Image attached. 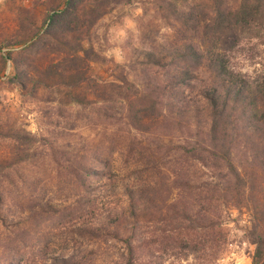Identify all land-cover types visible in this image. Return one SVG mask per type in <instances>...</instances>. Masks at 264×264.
Returning a JSON list of instances; mask_svg holds the SVG:
<instances>
[{
    "label": "rangeland",
    "instance_id": "1",
    "mask_svg": "<svg viewBox=\"0 0 264 264\" xmlns=\"http://www.w3.org/2000/svg\"><path fill=\"white\" fill-rule=\"evenodd\" d=\"M153 1L181 0H86L92 12L79 45L93 54L82 62L45 33L47 15L63 0H0V242L16 245L13 254L0 246V261L56 264L48 257L81 247L95 248L93 264H121L123 243L89 240L79 227L124 205V188L145 177L161 188L132 240L134 264H251L257 247L264 253V187L258 168L244 160L249 154H231L245 181L235 188L226 164L185 154L181 145L192 131L160 119L149 125L137 110L142 105L127 106L132 91L120 79L138 83L135 51L157 47L171 33L163 20L169 11ZM262 25L242 33L228 61L254 85L264 79ZM73 38L58 40L76 45ZM71 65L80 70L76 86L68 84L76 78H67ZM134 118L148 122L134 126ZM144 150L154 174L141 169ZM94 153L101 158H90ZM82 157L93 169L85 176L89 192L68 182ZM47 202L57 211L41 212Z\"/></svg>",
    "mask_w": 264,
    "mask_h": 264
},
{
    "label": "trees",
    "instance_id": "2",
    "mask_svg": "<svg viewBox=\"0 0 264 264\" xmlns=\"http://www.w3.org/2000/svg\"><path fill=\"white\" fill-rule=\"evenodd\" d=\"M86 4V0H63L47 15L49 29L45 31L52 40L62 44L58 46L60 51L66 49L70 56L82 62L90 60L89 56L93 54L90 46L79 45L78 32L92 12L91 8H86ZM153 4L169 11L163 20L171 33L157 47L135 51L137 57L132 65L135 69L138 67L135 74L138 83L125 77L120 79L121 84L132 91L130 95L133 97L127 103L130 111L137 102L140 107L142 105L137 110L147 117L149 125H156L160 119L162 123L176 125L178 130L192 131L186 143L181 145L185 154L195 155L202 161L210 159L226 164L234 176L235 188L243 187L245 181L240 173H236L231 154L238 149L243 150L249 154V158L245 157L244 160L260 171L259 184L264 187V159L260 157L264 145V79L256 85L251 84L228 65L229 54L242 33L258 32L261 24L264 25V0H181L174 4L153 1ZM66 33L74 34L76 45L58 40L60 35ZM7 56L11 59L10 55ZM14 64L17 68V64ZM67 70L72 72L68 73L67 78L76 77L73 83L68 84L76 86L82 80L81 77L77 78L80 70H75V65ZM201 70L206 75H200ZM84 80L87 81V78ZM133 122L134 126L147 124L136 118ZM142 152L145 150L141 151V169L147 175L151 171L154 174L155 161L147 152ZM100 156L94 153L89 157L96 159ZM84 159L82 157L78 161V172L68 182L89 192L85 176L92 175L93 169L85 165ZM248 186L253 188L255 185L251 181ZM160 188L156 179L149 181L148 177L134 187L126 186L124 205L107 211L97 223L79 227L78 233L93 241L107 237L120 241L126 251L120 257L121 264H134L136 256L132 240L141 235L139 229L142 222L148 219L147 205L156 201ZM0 202H3L2 195ZM89 202V199L84 201ZM46 205L47 208L41 212L50 214L57 211L48 202ZM34 213L31 212L28 217L31 218ZM3 216L0 212V220H4ZM253 242L258 245L262 241L253 239ZM0 246L8 253L16 252L13 243L3 245L0 242ZM94 249L79 247L72 249L68 257L48 258L56 264H93ZM12 261V257H8L0 264H16ZM250 262L264 264V253L258 247Z\"/></svg>",
    "mask_w": 264,
    "mask_h": 264
}]
</instances>
